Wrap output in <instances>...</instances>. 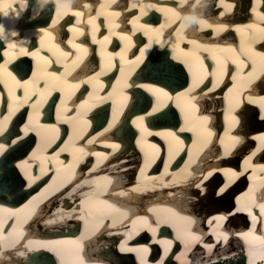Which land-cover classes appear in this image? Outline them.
<instances>
[{
  "label": "bare ground",
  "instance_id": "1",
  "mask_svg": "<svg viewBox=\"0 0 264 264\" xmlns=\"http://www.w3.org/2000/svg\"><path fill=\"white\" fill-rule=\"evenodd\" d=\"M224 2L232 4L230 11L219 0H72L58 16L56 0H27L24 10L19 0H0L11 5L8 16L0 12L3 243L16 239L15 228L22 231V242L46 244L5 246L0 264H35L38 259V264H50V259L61 264V258L63 264H136L137 259L139 264H160L161 258L164 264H213L243 250L247 264H264L259 209L264 202V164L259 163L264 160V141L259 139L264 121L258 115L264 62L256 55L264 54V0ZM75 11L82 13L80 23ZM113 11L120 15H111ZM50 15L51 25H42ZM192 15L204 23H186L184 18ZM219 24L227 27H215ZM44 31L50 36L44 37ZM56 33L64 41L54 39ZM10 43L17 47L10 49ZM240 59L249 62L244 73L255 61L258 78L251 84L238 71L235 61ZM205 70L215 76H206ZM213 79L218 82L214 88ZM246 109L247 123H234L232 117ZM204 116L209 119L203 121ZM233 135L241 143L233 144ZM214 168L219 170L204 181L209 188L196 197L199 190L190 185ZM47 180L57 188H49ZM224 185L225 192L215 195L217 186ZM29 190L33 202H45L58 192L43 205L39 221L34 217L41 213L22 211L29 198L15 205L18 194L26 198ZM234 193L238 202L235 197L234 203L226 202ZM89 197L113 205L103 219L112 227L92 232L94 221L86 224L79 218L87 216L80 201ZM249 211L257 216L255 228ZM221 216L226 219L219 220ZM141 218L148 219L154 233ZM28 221L33 226L26 228ZM225 230L227 241L217 239ZM248 232L258 239L241 235ZM188 233L203 243L188 242ZM148 237L150 243L143 241ZM121 241L132 250L121 252ZM204 244L215 247L210 252ZM166 247L170 254L165 255ZM125 253L133 257L126 261Z\"/></svg>",
  "mask_w": 264,
  "mask_h": 264
},
{
  "label": "snow or ice",
  "instance_id": "2",
  "mask_svg": "<svg viewBox=\"0 0 264 264\" xmlns=\"http://www.w3.org/2000/svg\"><path fill=\"white\" fill-rule=\"evenodd\" d=\"M44 2H47V0H44ZM71 2H72V0H56V10H57L58 16L61 15L64 11H67V9L69 7V4ZM113 2H114V0H113ZM219 2L223 5L225 11H230L231 10V8H232V4L231 3H225L224 0H219ZM196 3L199 4L200 0H196ZM85 6L87 7V5H85ZM137 6H138L137 4H132L131 5V7H133V8H135ZM153 6L154 5H151V4L147 5V7H153ZM10 7H11V5L8 4V3H0V12H2L5 16H8L9 15L8 9ZM23 7H24L23 4H19V9H22ZM139 7L141 9V14H144L145 5L141 4V5H139ZM193 7H195V5H193ZM253 11L255 12V9H253ZM223 14L224 13H221V15H223ZM73 15L77 17V21L76 22L80 23L79 17L82 15V13L79 12V11H75V12H73ZM111 15L119 16L120 12L113 11L111 13ZM260 18L262 20H264V16H261ZM89 19L91 21V17ZM184 19H185L186 23H200V24L204 23L203 20H199L195 15L187 16ZM55 22L56 21H53V23H55ZM116 26L119 27L118 24ZM215 27H217V28H225V27H227V25L219 24V25H215ZM249 27H251V25H249ZM261 30L264 31V29H261ZM76 31H80V29H76ZM12 35L15 36L16 33H12ZM49 36H50V33L48 31H44V37H49ZM0 37H3V29L2 28H0ZM122 38L123 39H127L128 37L126 35H124V36H122ZM93 39L95 40V37H93ZM104 39L107 40V37H104ZM156 42L157 43H161L159 40L156 41ZM191 43L195 44L196 42L195 41H191ZM161 46H163V44H161ZM8 47L10 49H14V48L17 47V45L13 44V43H10L8 45ZM73 47L79 48L80 51H84V52L87 51L86 48H82L80 45H73ZM57 50L59 51V49H57ZM20 53L21 54H27V52L25 51V49L23 47H20ZM141 54L142 55L144 54L143 50H141ZM33 55H37V54H33ZM61 55H65L66 56L67 53L62 52ZM256 55L259 57L261 62H264V54L256 53ZM40 59L43 60V57H40ZM235 62L238 64V71L241 72V73H244V67L249 63L248 60L247 59H240V60H237ZM45 63H47V61H45ZM252 64H253L252 70L248 71L247 73H244V75L247 78V80H246L247 84H251L253 80H256L258 78V76L256 74L255 61H253ZM160 70L161 71H165L166 69L161 68ZM9 75H10V73H9ZM205 75L214 77L215 73L214 72L210 73L207 70H205ZM233 78H235V77H233ZM197 83H203V80L201 79ZM21 86L25 87V88L27 87V85H21ZM212 86H213V88L218 86V82L215 79H213V81H212ZM149 90L152 91L153 89H149ZM208 90L211 91V89H208ZM154 91L159 92L161 96H165L166 97L168 95L166 92H164L161 89H155ZM189 91H191V87L189 88ZM249 95L251 96V93ZM193 99H195V97H193ZM37 103H39V101H37ZM33 106L35 107V105H33ZM233 106L234 107L238 106V103H234ZM259 109H260V111L258 113L259 119L264 121V98H260ZM153 111H156V109H153ZM247 111L248 110L246 109L245 113H240V114H238L236 116H233L232 117L233 122L234 123H239V124H241V126H244V124L247 123V116H246ZM201 119L203 121H207L209 119V117L204 116ZM142 120H143V118H141V122H142ZM0 130H2V125H0ZM143 130L146 131V129H143ZM181 130L183 131V129H181ZM27 131H28V129L26 128L25 129V134H27ZM53 131L55 132L56 130L53 129ZM168 135H172V134L169 133ZM207 135L211 136V132L208 131ZM173 139H175V137H173ZM259 139L261 141H264V136L259 137ZM230 140L233 142V144L241 143V138L238 135L231 136ZM111 147L113 149H116L119 146L118 145H111ZM152 147L155 148L154 145ZM3 151H4V148H3L2 145H0V153H2ZM93 154L94 155H98L96 153H93ZM252 155H255V153L253 152ZM249 159H250V157H249ZM246 163H247V161H246ZM218 170H219V168L210 169V170H208L207 175L203 176V178L201 180H197V181H193L192 182V185H190V186H194L196 189L199 190V192H197L195 194L196 197H199L200 195H203L204 192H205V189L209 188L210 184H204V181L208 180V178L210 176H212L213 171H218ZM261 170L264 171V169H261ZM141 171H143V169H141ZM231 174L234 175V176L237 175V173H235V172H232ZM226 187H227V185L217 186V190L214 192V194L218 195V196L222 195L225 192ZM102 190L103 189H101V191ZM133 190H135V189H133ZM121 195H124V193H121ZM80 204H81V211L82 212L87 211V216L82 215L79 218L85 220L86 224L89 223V219L90 218L94 221L92 229H91L92 232L97 231L101 227L110 228V227L113 226L112 224H108V225H104L103 224V219L105 218V213L107 211H109V210H114L113 209V205L109 204L107 201L99 200L98 197L96 199H93V198L89 197L86 200H81ZM259 209H260V215L264 216V202H261L259 204ZM248 215L252 217L253 228H255V225L257 223V216L254 215L252 211H249ZM141 219H143L144 224L147 225L149 230L153 231V233H154L155 229L152 227L151 224L148 223V219H146V218H141ZM218 219L219 220H224V219H226V216L218 217ZM53 222L54 221H52V220L48 221V223H53ZM14 231H15L16 239L12 240L8 244L3 243V241L6 239V237L4 235L5 228L3 226V221L0 220V249H2L5 246L11 247V246H13L15 244H19L20 247H23V248H29L30 246H38V247H45L46 246V244L44 242H41V241L28 240L26 243L22 242L20 240V236H22V231H20L19 229H15V228H14ZM12 235H13V232H8V236H12ZM241 235L245 236L246 238L251 236L252 239H258V237L253 236L251 232L242 233ZM221 237L223 238V240L227 241V239L229 238V234L227 233L226 230L225 231H221V232H219L217 234V239H219ZM186 239H187L188 242L203 243L202 241H200L199 236L193 235L192 233H188ZM262 243H264V240H262ZM203 246L205 248H207L208 251H210V252L212 251V248L215 247L214 244H204ZM169 247H170V245H169ZM77 248H79V245H77ZM131 250H132L131 248H127L126 247V242L125 241H121L120 242V251L121 252L131 251ZM144 251H147V249H144ZM167 253H168V248L166 247L165 248V255H167ZM18 254L19 255H24L23 252H19V251H18ZM58 255H60L59 252H58ZM61 264H63V258H61ZM82 264H83V262H82ZM141 264H147V262L142 260ZM160 264H164L163 258H161ZM213 264H214V262H213Z\"/></svg>",
  "mask_w": 264,
  "mask_h": 264
},
{
  "label": "rangeland",
  "instance_id": "3",
  "mask_svg": "<svg viewBox=\"0 0 264 264\" xmlns=\"http://www.w3.org/2000/svg\"><path fill=\"white\" fill-rule=\"evenodd\" d=\"M233 197H235V193L226 201V202H229V203H234L235 201L233 200ZM236 198V202H238V198L237 197H235ZM213 249V248H212ZM230 250L228 249L227 251H225L224 252V254L225 253H227V252H229ZM118 256H122V254L120 253V252H118ZM234 256V257H233ZM232 257H230V258H234V259H238V261L237 260H228L229 258H226V259H223V260H220L221 261V264H238V263H242V261L241 260H239L241 257H242V254H239V255H233ZM129 257H133V256H131V255H129V254H127V253H125V260L126 261H128L129 260ZM225 260H227V261H225ZM180 261V260H179ZM225 261V262H224ZM136 264H139V260L137 259L136 260ZM248 264H249V262H248Z\"/></svg>",
  "mask_w": 264,
  "mask_h": 264
},
{
  "label": "water",
  "instance_id": "4",
  "mask_svg": "<svg viewBox=\"0 0 264 264\" xmlns=\"http://www.w3.org/2000/svg\"><path fill=\"white\" fill-rule=\"evenodd\" d=\"M11 153H12V152H11ZM20 156H22V154H21ZM18 187H19V186H18ZM13 189L17 190V188H13ZM11 190H12V188H11ZM28 193L30 194V190L28 191ZM26 194H27V193H26ZM18 196H19V198H20V201H21V200L23 199V196H22V194H21V196H20V193H19V194H18ZM36 255H37V256H39L40 254H39V253H37ZM46 258H48V256H47V255H45V257H44V258H42V259L44 260V259H46ZM42 259H41V260H42ZM39 261H40V259H38V260H37L36 264H38V262H39ZM49 261H50V264H53V263H55V262H54L53 260H51V259H50Z\"/></svg>",
  "mask_w": 264,
  "mask_h": 264
},
{
  "label": "clouds",
  "instance_id": "5",
  "mask_svg": "<svg viewBox=\"0 0 264 264\" xmlns=\"http://www.w3.org/2000/svg\"><path fill=\"white\" fill-rule=\"evenodd\" d=\"M19 4L24 5V7L21 9V10H24L26 8V5H27V0H19ZM0 28H2V25H0ZM20 256H23V255H20Z\"/></svg>",
  "mask_w": 264,
  "mask_h": 264
},
{
  "label": "trees",
  "instance_id": "6",
  "mask_svg": "<svg viewBox=\"0 0 264 264\" xmlns=\"http://www.w3.org/2000/svg\"><path fill=\"white\" fill-rule=\"evenodd\" d=\"M238 264H242V263H238Z\"/></svg>",
  "mask_w": 264,
  "mask_h": 264
}]
</instances>
